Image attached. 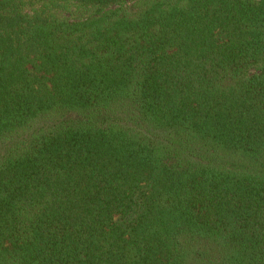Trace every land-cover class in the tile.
<instances>
[{
	"label": "trees",
	"instance_id": "obj_1",
	"mask_svg": "<svg viewBox=\"0 0 264 264\" xmlns=\"http://www.w3.org/2000/svg\"><path fill=\"white\" fill-rule=\"evenodd\" d=\"M0 0V264H264V0Z\"/></svg>",
	"mask_w": 264,
	"mask_h": 264
},
{
	"label": "rangeland",
	"instance_id": "obj_2",
	"mask_svg": "<svg viewBox=\"0 0 264 264\" xmlns=\"http://www.w3.org/2000/svg\"><path fill=\"white\" fill-rule=\"evenodd\" d=\"M134 1L135 0H130L128 4L131 5Z\"/></svg>",
	"mask_w": 264,
	"mask_h": 264
}]
</instances>
